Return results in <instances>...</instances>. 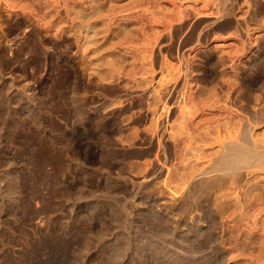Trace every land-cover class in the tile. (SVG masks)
I'll use <instances>...</instances> for the list:
<instances>
[{
    "label": "rangeland",
    "instance_id": "rangeland-1",
    "mask_svg": "<svg viewBox=\"0 0 264 264\" xmlns=\"http://www.w3.org/2000/svg\"><path fill=\"white\" fill-rule=\"evenodd\" d=\"M263 102L264 0H0V264H264Z\"/></svg>",
    "mask_w": 264,
    "mask_h": 264
},
{
    "label": "bare ground",
    "instance_id": "bare-ground-1",
    "mask_svg": "<svg viewBox=\"0 0 264 264\" xmlns=\"http://www.w3.org/2000/svg\"><path fill=\"white\" fill-rule=\"evenodd\" d=\"M75 2H76V1H75ZM50 4H51V3H50ZM66 4H67V3H66ZM99 4H100V3H99ZM41 6H42V5H41ZM128 6H129V5H128ZM66 7H67V6H66ZM83 8H84V7H83ZM98 8H99V7H98ZM91 9H92V8H91ZM101 10H102V9H100V11H101ZM112 10H113V9H112ZM185 10H186V9H185ZM188 10H189V9H188ZM62 11H63V10H62ZM70 11H71V10H70ZM74 11H75V10H74ZM57 12H58V11H57ZM75 12H76V11H75ZM81 12H82V10H81ZM94 12H95V11H94ZM112 12H113V11H112ZM185 12H186V11H185ZM232 12H233V11H232ZM83 13H84V12H83ZM106 13H108V12H106ZM220 13H221V12H220ZM100 14H101V13H100ZM74 15H75V14H74ZM88 15H89V14H88ZM228 15H229V13H228ZM90 16H91V15H90ZM93 16H94V15H93ZM195 16H196V15H195ZM61 17H62V16H61ZM70 17H71V14H70ZM64 18H65V17H64ZM77 18H78V17H77ZM85 18H86V17H85ZM176 18H177V17H176ZM82 19H83V18H82ZM78 20H79V19H78ZM80 20H81V19H80ZM90 20H91V19H90ZM185 20H187V19H185ZM228 20H229V19H228ZM61 21H63V20H61ZM81 21H82V20H81ZM84 21H85V19H84ZM203 21H205V20L202 19V22H203ZM226 21H227V19H226ZM50 22H51V21H50ZM184 23H185V22H184ZM226 23H227V22H226ZM226 23L224 22V24H226ZM230 23H231V22H230ZM90 24H91V23H90ZM181 24H182V23H181ZM189 24H191V23H189ZM189 24H188V25H189ZM198 24H199V23H198ZM219 24H220V23H219ZM182 25H183V24H182ZM182 25H180V26H182ZM185 25H186V24H184V26H185ZM193 26H195V25H193ZM199 26H201V25H199ZM220 26H221V25H220ZM83 27H84V26H83ZM173 27H174V26H173ZM195 27H196V26H195ZM216 27H217V26H216ZM192 28H194V27H192ZM192 28H189V27H188V29H190V30H191ZM219 28H220V27H219ZM82 29H83V28H82ZM82 29H81V30H82ZM175 29H176V28H175ZM196 29H197V28H196ZM184 30H185V29H184ZM186 30H187V28H186ZM190 30H189V31H190ZM212 30H214V29H212ZM191 31H193V30H191ZM207 31H208V30H207ZM207 31H205V32H207ZM194 32H195V31H194ZM208 32H209V31H208ZM71 33H72V32H71ZM77 33H78V32H77ZM182 33H183V32H182ZM188 33H189V32H188ZM191 33H192V32H191ZM195 33H196V32H195ZM197 33H198V32H197ZM210 33H211V31H210ZM212 33H213V32H212ZM203 34H204V33H203ZM71 35H72V34H71ZM180 35H181V34H180ZM183 35H185V34H183ZM190 35H192V34H190ZM190 35L188 36V39H189ZM194 35H195V34H194ZM204 35H205V34H204ZM206 35H207V34H206ZM196 36H197V34H196ZM175 37H176V36H175ZM185 37H186V35H185ZM185 37H183V38H185ZM207 37H208V36H207ZM207 37H206V39H207ZM191 38H192V37H191ZM201 38H203V37H201ZM204 38H205V37H204ZM175 39H176V38H175ZM179 39H182V38H179ZM193 39H195V37L192 38V40H193ZM189 40H191V39H189ZM207 40H208V39H207ZM184 41L186 42V40H184ZM187 41H188V40H187ZM205 41H206V40H205ZM34 42H35V41H34ZM192 42H193V41H192ZM194 42H195V41H194ZM206 42H207V41H206ZM186 43L189 44V42H186ZM190 43H191V42H190ZM183 44H185V43H183ZM183 44H182V45H183ZM90 46H91V45H90ZM64 47H65V46H64ZM181 48H182V46H181ZM183 48H184V45H183ZM178 49H179V48H178ZM187 50H188V49H187ZM179 52H180V51H179ZM199 53H200V52H199ZM199 53H197V54H199ZM152 54H153V53H152ZM170 54H171V53H170ZM180 55H181V53H180ZM179 57H180V56H179ZM181 58H182V57H181ZM206 58H207V57H206ZM64 59H65V58H64ZM189 59H190V58H189ZM191 59H192V58H191ZM204 59H205V58H204ZM66 61H67V60H66ZM180 62L182 63V61H180ZM180 62H178V63L180 64ZM195 62H197V61L194 60V63H195ZM191 65H192V64H191ZM193 65H194V64H193ZM177 66H179V65H177ZM181 67H182V66H181ZM190 68H191V67H190ZM177 69H178V68H177ZM179 69H180V68H179ZM181 70H182V72L184 71L183 69H181ZM179 72H180V70H179ZM191 72H192V71H191ZM173 73H174V72H173ZM173 73H172V74H173ZM177 73H178V72H177ZM184 73H185V72H184ZM192 74H193V73H192ZM192 74H191V75H192ZM195 74H196V73H195ZM180 75H181V74H180ZM153 76H154V75H153ZM178 76H179V75H177V77H178ZM170 77H171V76H170ZM174 77H175V76H174ZM182 77H183V76H182ZM194 77H200V76H194ZM202 77H203V76H202ZM191 78H192V77H191ZM154 79H155V78H154ZM174 79H175V78H174ZM176 79H177V78H176ZM178 79H180V78L178 77ZM165 80H167V79H165ZM172 80H173V79H172ZM182 80H184V79H182ZM168 81H169V80H168ZM187 81H188V80H187ZM162 82H163V81H162ZM170 82H171V81H170ZM173 82H174V80H173ZM171 83H172V82H171ZM161 84H162V83H161ZM176 84H177V83H176ZM176 84H175V85H176ZM181 84H183V83L181 82ZM169 86H171V85H168V89H169ZM234 86H235V85H234ZM176 87H177V86H176ZM236 87H237V86H236ZM166 88H167V87H166ZM188 88H189V87H188ZM239 89H241V88H239ZM159 91H160V90H159ZM230 91H231V90H230ZM233 91H234V90H233ZM235 91H236V90H235ZM248 91H249V90H248ZM162 92H163V91H162ZM238 92H239V91H238V89H237V93H238ZM158 93H159V92H158ZM246 93H247V92H246ZM246 93H245V94L242 93V94L246 95ZM250 93H251V92H250ZM171 94H172V93H171ZM184 94H185V93H184ZM225 94H226V93H225ZM229 94H230V93H229ZM229 94L227 95L228 97H230ZM232 94H233V93H232ZM234 94L236 95V92H235ZM240 94H241V93H240ZM240 94H239V95H240ZM155 95H156V94H155ZM159 95H160V94H159ZM186 95H187V94H186ZM157 96H158V95H157ZM169 96H170V95H169ZM172 96H173V95H172ZM174 96H175V95H174ZM237 96H238V95H237ZM242 96H243V95H242ZM242 96H239V99H240V97L242 98ZM246 96H247V95H246ZM249 96H251V95H249ZM178 97H179V96H178ZM186 97H187V96H186ZM231 97H232V96H231ZM231 97H230V98H231ZM252 97H253V96H252ZM259 97H261V96H259ZM167 98H169V97H167ZM171 98H172V97H171ZM173 98H174V97H173ZM183 98L186 99L185 97H183ZM243 98H244V96H243ZM245 98H246V97H245ZM261 98H263V95H262ZM144 99H145V98H144ZM164 99H165V98H164ZM174 99H176V98H174ZM174 99H173V100H174ZM227 99H228V98H227ZM125 100H126V99H125ZM125 100H123V101H125ZM156 100H157V99H156ZM160 100H163V99L161 98ZM173 100H172V101H173ZM182 100H183V99H182ZM187 100H188V99H187ZM237 100H238V99H237ZM257 100H258V99H256V101H257ZM131 101H132V100H131ZM179 101H180V100H179ZM189 101H190V100H189ZM228 101H229V99H228ZM242 101H244V99H243ZM246 101H247V100H246ZM163 102H164V101H163ZM186 102H187V101H186ZM233 102H234V96H233ZM250 102H251V101H250ZM254 102H255V101H254ZM124 103H125V102H124ZM166 103H167V102H166ZM178 103H179V102H178ZM178 103H177V104H178ZM228 103H229V102H228ZM235 103H236V101H235ZM238 103H239V104L241 103V99H240V102H239V100H238ZM238 103H236V104H238ZM245 103H246V102H245ZM248 103H249V102H247V104H248ZM263 103H264V102H263ZM167 104H168V103H167ZM181 104H182V103H181ZM184 104H186V103H184ZM239 104H238V105H239ZM247 104L245 105V109H246L247 107H248V109H249V106H250V105L247 106ZM149 105H150V104H149ZM168 105H170V104H168ZM171 105H172V104H171ZM178 105H179V104H178ZM178 105H177V107H178ZM188 105H189V104H188ZM190 105H191V104H190ZM240 105H241V104H240ZM240 105H239V106H240ZM243 105H244V104H243ZM251 105H252L251 108H253V104H251ZM257 105H258V104H257ZM158 106H159V105H158ZM260 106H262V104H261ZM126 107H127V106H126ZM175 107H176V106H175ZM179 107H180V106H179ZM179 107H178V109H179ZM143 108H144V107H143ZM183 108H184V107H183ZM183 108H182V109H183ZM186 108H187V107H186ZM188 108H189V106H188ZM224 108H225V107H224ZM243 108H244V107H243ZM243 108H242V109H243ZM257 108H258V107H257ZM257 108H256V109H257ZM261 108H262V107H261ZM263 108H264V106H263ZM167 109H170V107L167 108ZM173 109H174V107H173ZM173 109H172V111H173ZM175 109H176V108H175ZM175 109H174V112H175ZM178 109H177L176 111H178ZM180 109H181V107H180ZM120 110H121V109H120ZM250 110H252V109H250ZM250 110H248V111L250 112ZM261 110H262V109H261ZM261 110H260V111H261ZM157 111H158V110H157ZM181 111H182V110H181ZM186 111H187V110H186ZM190 111H191V110H190ZM248 111H247V112H248ZM169 112H170V111H169ZM251 112H252V111H251ZM262 112H263V110H262ZM155 113H156V112H155ZM172 113H173V112H172ZM186 113H187V112H186ZM190 113H191V112H190ZM213 113H214V112H213ZM252 113L254 114V111H253ZM170 114H171V113H170ZM250 114H251V113H250ZM253 114H251V115H253ZM115 115H116V114H115ZM158 115H159V114H158ZM167 115H169V114L167 113ZM182 115H183V114H182ZM192 115H195V114H192ZM242 115H243V114H242ZM242 115H241V116H242ZM244 115H245V114H244ZM254 115H256V114H254ZM257 115H258V114H257ZM160 116H162V115H160ZM195 116H196V115H195ZM241 116H240V117H241ZM259 116H260V115H259ZM256 117H258V116H256ZM161 118H162V117H161ZM165 118H167V117H165ZM183 118H184V117H183ZM214 118H215V117H214ZM234 118H235V117H234ZM234 118H233V119H234ZM245 118L247 119V117H245ZM253 118H254V117H252V119H253ZM261 118H262V117H260V119H258V120L261 121ZM263 118H264V116H263ZM263 118H262V120H263ZM167 119H168V118H167ZM167 119H166V120H167ZM169 119H170V118H169ZM191 119H192V118H191ZM249 119H250V118H249ZM254 119H255V118H254ZM166 120H165V122H166ZM247 120H248V119H247ZM175 121H176V120H175ZM183 121H185V119H184ZM187 121H188V120H187ZM241 121H242V120H241ZM243 121H244V120H243ZM236 122H237V121H236ZM238 122H239V121H238ZM254 122H255V121H254ZM258 122H259V121H258ZM156 123H157V122H156ZM182 123H183V122H182ZM186 123H187V122H186ZM192 123H193V121H192ZM196 123H197V122H196ZM196 123H195V124H196ZM242 123H243V122H242ZM244 123H245V122H244ZM162 124H163V123H162ZM195 124H194V125H195ZM234 124H235V123H234ZM234 124H233V125H234ZM247 124L249 125L248 121H247V123H246V126H244V130L242 129V132H243V133H241L242 135L240 134V137H238V138H239V142L231 141L229 145L226 144L227 147L229 146L228 148H227L226 145H225V147H226L227 149H226V148L224 149V146H223V149H224V150H227V151H226V153H224L222 156H219L220 159H219V157H218L219 161L216 159V157L213 159V161L216 163L215 165L213 164L214 162L211 160V161L213 162V163H211V164L214 165V166H216L217 170H221V169H222V168H220L221 166H223V167H224L225 165H226V166H227V165L229 166V165L233 164L235 161H236V162L239 161L241 158H243V157L248 153V151H249L248 149L250 148L249 146H250L252 143H251L250 136H249V132H250L251 130L249 131V128H248ZM256 124H257V123H256ZM181 125H182V124H181ZM224 125H225V123H224ZM238 125H239V123H238ZM244 125H245V124H244ZM251 125H252V124H251ZM160 126H161V125H160ZM185 126H186V125H185ZM199 126H200V125H199ZM242 126H243V124H242ZM252 126H253V125H252ZM252 126H251V127H252ZM154 127H155V126H154ZM165 127H166V126H165ZM175 127H176V126H175ZM175 127H173V128H175ZM189 127H190V126H189ZM196 127H197V125H196ZM222 127H223V126H222ZM253 127H254V126H253ZM157 128H158V127H156V129H157ZM168 128H169V126H168ZM209 128H210V127H209ZM233 128H234V127H233ZM240 128H241V125H240ZM242 128H243V127H242ZM180 129H181V128H180ZM186 129L189 130V128H187V126H186ZM219 129H220V128H219ZM224 129H225V128H224ZM236 129H237V128H236ZM236 129H235V130H236ZM194 130H196V129H194ZM194 130H193V131H194ZM213 130H214V129H213ZM216 130H217V129H216ZM227 130H228V129H227ZM233 130H234V129H233ZM238 130H239V129H237L236 131L238 132ZM189 131H190V130H189ZM236 131H235V132H236ZM171 132H172V131H171ZM190 132H191V131H190ZM199 132H200V131H199ZM205 132H206V131H205ZM221 132H222V131H221ZM223 132H226V131H223ZM223 132H222V133H223ZM240 132H241V131H239V133H240ZM185 133H186V131L184 132V134H185ZM187 133H188V132H187ZM191 133H192V132H191ZM214 133H215V132H214ZM218 133H219V131H218ZM218 133H217V134H218ZM227 133L229 134V132H227ZM207 134H208V133H207ZM219 134H220V133H219ZM231 134H232V133H231ZM186 135H187V134H186ZM192 135H194V134H192ZM234 135H236V137H234ZM189 136H190V135H189ZM199 136H200V135H199ZM228 136H229V135H228ZM228 136H227V137H228ZM158 137L161 138V134H159ZM190 137H191V136H190ZM192 137H193V136H192ZM222 137H224V136H222ZM227 137H226V138H227ZM233 137H234V138H237V133H234V134H233ZM165 138H166V137H165ZM172 138H173V137H172ZM184 138H185V137H184ZM187 138H188V136H187ZM194 138H195V137H194ZM197 138H198V137H197ZM199 138H200V137H199ZM209 138H210V137H209ZM251 138H252V137H251ZM189 139H190V138H189ZM177 140H178V139H177ZM181 140L183 141L184 139H181ZM231 140H232V139H231ZM158 141H159V140H158ZM160 141H161V140H160ZM175 141H176V140H175ZM190 141H191V140H190ZM195 141H196V140H195ZM212 141H213V140H212ZM147 142H148V141H147ZM179 142H180V141H179ZM198 142H199V140H198ZM181 143H182V142H181ZM183 143L185 144V142H183ZM190 143H192V142H190ZM227 143H229V142H227ZM140 144H141V143H140ZM148 144H149V143H148ZM153 144H154V142H153ZM159 144H161V143H159ZM167 144H168V143L166 142V145H167ZM174 144H175V143H174ZM194 144H195V142H194ZM194 144H193V145H194ZM196 144H197V143H196ZM219 144H220V147H219V146H218V147H219V150H220L222 144H221V143H219ZM175 145H177V144H175ZM181 145H183V144H181ZM217 145H218V144H217ZM253 145H254V144H253ZM155 146H156V145H155ZM159 146H160V145H159ZM159 146H157V147L160 149ZM161 146H162V145H161ZM149 148H150V147H148V150H149ZM151 148H152V147H151ZM155 148H156V147H155ZM176 148L178 149L177 146H176ZM180 148H182V147H180ZM153 149H154V148H153ZM159 149H157V152H158ZM195 149H196V148H195ZM195 149H194V150H195ZM197 149H198V148H197ZM162 150H163V149H162ZM162 150H161V151H162ZM167 150H168V149H167ZM169 150H170V148H169ZM169 150H168V153H169ZM186 150H187V149H186ZM211 150H213V149H211ZM224 150H220V151H224ZM228 150H232V151H234V153L229 154V153H228ZM153 151H156V150H153ZM153 151L149 150L148 152L150 153V152H153ZM159 151H160V150H159ZM176 151H178V150H176ZM190 151H191V149H190ZM199 151H200V150H199ZM157 152H156V153H157ZM210 152H211V151H210ZM202 153H204V152H202ZM207 153H208V152H207ZM207 153H206V155H207ZM213 153H214V152H213ZM216 153H217V152H216ZM219 153H220V152H219ZM159 154H160V153H159ZM170 154H171V152H170ZM170 154H169V155H170ZM174 154H175V153H174ZM174 154H173V155H174ZM184 154H186V153H184ZM198 154H199V153H198ZM204 154H205V153H204ZM142 155H143V154H142ZM153 155H155V154H153ZM187 155H188V154H187ZM206 155H205V156H202V157H206ZM208 155H209V154H208ZM210 155L212 156V153H211ZM231 155H233L234 157L231 158V157H230ZM258 155H259V154H258ZM167 156H168V155H167ZM170 156H171V155H170ZM142 157H143V156H142ZM162 157H163V156H162ZM162 157L159 156V158H162ZM185 157H186V156H185ZM207 157H208V156H207ZM256 157H257V156H255V158H256ZM157 158H158V157H157ZM157 158H156V159H157ZM163 158H164V157H163ZM169 158H170V157H169ZM171 158H172V156H171ZM252 158H253V157H252ZM164 159H165V158H164ZM179 159H180V158H179ZM215 159L218 161V163L216 162ZM159 160H160V159H159ZM161 160H163V159H161ZM209 160H210V159H209ZM209 160L207 161V158H206L205 161L209 162ZM154 161H155V160H154ZM154 161H153V162H154ZM170 161H171V160H170ZM156 162H157V161H156ZM159 162H160V161H159ZM167 162H168V161H167ZM167 162H166V163H167ZM189 162H190V161H189ZM207 162H206V163H207ZM147 163H148V162H147ZM150 163H151V162H150ZM162 163H163V161H162ZM204 163H205V162H204ZM204 163H203V164H204ZM206 163H205V164H206ZM258 163H260V162H258ZM157 164L159 165V164H161V163H157ZM157 164H156V166H157ZM163 164H164V163H163ZM235 164H236V163H235ZM244 164H245V163H244ZM164 165H165V164H164ZM238 165H239V164H238ZM257 165H258V164H257ZM154 166H155V165H154ZM160 166H161V165H160ZM165 166H166V165H165ZM199 166H201V165H199ZM210 166H211V165H209V167H210ZM228 166H227V167H228ZM177 167H178V166H177ZM229 167H231V166H229ZM232 167H233V166H232ZM235 167H236V166H235ZM181 168H182V167H181ZM184 168H185V167H184ZM214 168H215V167H214ZM192 169H193V168H192ZM225 169H226V168H225ZM230 169H231V168H230ZM239 169H240V168H239ZM151 170H152V169H151ZM180 170H181V169H180ZM217 170H216V171H217ZM223 170H224V169H223ZM223 170H222V171H223ZM226 170H227V169H226ZM204 171H205V170H204ZM209 171H210V170H209ZM234 171H236V169H235ZM156 172H157V171H156ZM203 173H204V172H203ZM226 173H228V172H226ZM207 174H209V172H208ZM211 174H212V173H211ZM220 175H221V176H220ZM220 175H219V176H220V180L218 181V179H217L218 176L215 175V176L213 177L214 181H218V183H219V182L221 183V177L223 176V178H225L226 176H224V174H220ZM187 176H188V175H187ZM207 176H208V175H207ZM209 176H210V174H209ZM237 176H239V175H237ZM200 177H202V176H200ZM239 177H241V176H239ZM183 178H184V177H183ZM203 178H204V177H203ZM203 178H202V179H203ZM205 178L208 179V182L210 181V183H213V182H211L212 179L209 180L210 177H209V178L205 177ZM186 179H187V178H186ZM216 179H217V180H216ZM200 180H201V179H199V181H200ZM234 180H235V179H234ZM184 181H185V180H184ZM227 181H228V180H227ZM194 182L197 183V181H194ZM200 182H201V181H200ZM203 182L205 183V180H203ZM208 182H207V184L210 185V183H208ZM234 182H235V181H234ZM184 183H185V182H184ZM215 183H216V182H215ZM224 183H227V182L225 181ZM231 183L233 184V182H231ZM194 184H195V183H194ZM199 184L201 185L202 182L199 183ZM207 184H206V185H207ZM234 184H235V183H234ZM195 185H196V184H195ZM209 185H207L208 188H210ZM216 185H218V184L216 183ZM179 186H180V185H179ZM197 186L200 188V186H199L198 184H197ZM203 186H204V185H203ZM203 186H202V187H203ZM211 186L214 187L213 184H211ZM218 186H219V185H218ZM218 186H217V187H218ZM194 187H195V186H194ZM202 187H201V188H202ZM207 187H205V188H207ZM215 187H216V186H215ZM215 187H214V188H215ZM222 187H223V185H222ZM224 187H225V186H224ZM179 188H180V187H179ZM192 189H194V188H191V190H192ZM195 189H196V188H195ZM195 189H194V190H195ZM211 189H213V188H211ZM220 189H221V187H220ZM223 189H225V188H223ZM202 190H203V189H202ZM207 190H208V189H207ZM217 190H218V188H217ZM200 191H201V189H200ZM204 191H205V190H204ZM204 191H203V192H204ZM188 192H189V191H188ZM195 192H197V191L195 190ZM195 192L193 191V194H194ZM203 192H202V193H203ZM208 192L211 193V191H208ZM218 192H219V190H218ZM218 192H217V193H218ZM200 193H201V192H200ZM219 193H220V192H219ZM180 194H181V193H180ZM195 195H196V194H195ZM205 195H206V194H205ZM186 196H187V195H186ZM207 196H208V193H207ZM221 196H223V195H221ZM183 197H184V196H183ZM218 197H220V194H218ZM187 198H188V197H187ZM188 199H189V198H188ZM219 199H220V198H219ZM213 218H214V217H213Z\"/></svg>",
    "mask_w": 264,
    "mask_h": 264
}]
</instances>
